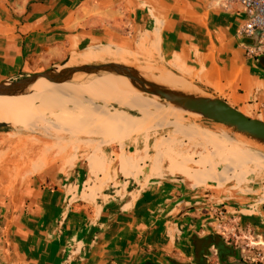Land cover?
Listing matches in <instances>:
<instances>
[{"label":"crops","instance_id":"obj_1","mask_svg":"<svg viewBox=\"0 0 264 264\" xmlns=\"http://www.w3.org/2000/svg\"><path fill=\"white\" fill-rule=\"evenodd\" d=\"M247 21L222 0H0V83L65 62L59 70L144 57L254 117L264 112V71L241 40ZM151 156L150 146L105 148L0 179V264H183L190 239L214 234L222 209L263 230L264 186L237 180L233 202L217 189L237 178L236 165L263 169L264 154L227 158L222 172L177 159L164 169Z\"/></svg>","mask_w":264,"mask_h":264},{"label":"rangeland","instance_id":"obj_2","mask_svg":"<svg viewBox=\"0 0 264 264\" xmlns=\"http://www.w3.org/2000/svg\"><path fill=\"white\" fill-rule=\"evenodd\" d=\"M250 55L252 56L251 61L258 57L253 54ZM141 58L146 59L144 57ZM141 58L125 60L106 58L89 65L116 63L127 66L130 62L133 68L138 70L147 80L207 94L194 86L183 85L172 79L163 71L165 69L156 59L152 60V65L142 61ZM90 84H87V86ZM18 99L19 97H11L7 100V103L16 104ZM90 100L87 97L79 100L75 99L74 101L68 98L58 103L56 109L51 107L43 109V112L46 113L31 123L14 128L11 126L1 128L0 179L14 182L20 175H29L37 172L45 165L66 164L68 159L77 153L91 152L94 154L105 148H116L123 152L136 147L138 150L146 148L147 151L150 146L152 155L151 158H148L150 159V165H153L156 159H160L161 166L164 169H168L172 160L177 159L179 163H186L185 167L190 171H204L213 165L218 172H222L232 166L226 160L227 158L238 159L241 153L248 151L264 154L262 145L261 149H259L260 144L244 136L234 134L226 127L187 113L173 112L169 107L161 104L159 100L145 95H142L143 101L161 107L164 112L172 114L173 118L168 121L154 122L143 132L138 131L122 142L106 140L99 136H71L64 131H57L48 126L49 123L54 121V117L57 114L82 116L85 118L91 117L92 113L98 112L101 116L110 117L109 115H114L123 121V118L126 117L135 118V121L141 120V116L136 112L120 108L114 103H109V101L103 99L96 100L97 102ZM253 116L250 118L264 122V112ZM92 119L96 121L93 117ZM158 127L162 128L159 129ZM99 130L106 134L115 132L114 128L104 124H99ZM201 161L204 162V166L199 165L198 162ZM178 176L182 177L180 174ZM236 177V179L234 178L228 184H224L223 187L217 189L220 191L221 198L230 197L231 202L236 201L235 193H238L239 190H232L231 187L238 185L237 180L243 185L251 186L254 183H258L264 186V168L257 169L254 165L249 167L236 165ZM218 209L222 208L219 206ZM227 212V209H222L214 213L215 219L217 218L221 221L217 224L221 228L214 234L228 242V246L237 253V257L228 259V264H264V234L259 233L249 223L242 224V220L239 221L240 215H234V219L232 215H227ZM262 216L264 219V215ZM225 217L226 220H224ZM211 252L212 255L207 264H220L215 255V250L212 249Z\"/></svg>","mask_w":264,"mask_h":264},{"label":"bare ground","instance_id":"obj_3","mask_svg":"<svg viewBox=\"0 0 264 264\" xmlns=\"http://www.w3.org/2000/svg\"><path fill=\"white\" fill-rule=\"evenodd\" d=\"M129 63L127 66L133 67ZM157 84L189 94L196 93L189 89L176 88L164 83ZM83 97L91 99L90 101L102 99L109 101V103H114L120 108L136 112L141 116V120L135 121V118L126 117L123 118V121L114 115H109L110 117L101 116L98 112L85 118L57 114L54 121L49 123L48 126L57 131H64L71 136H99L106 140L122 142L138 131L143 132L154 122L168 121L173 118L172 114L164 112L161 107L143 101L142 95L132 88L126 78L108 76L98 79L88 86L54 85L47 81H41L32 88L29 95L19 97L16 104L7 103V100L11 97H0V124H6L12 128L19 127L42 117L46 113L43 112V109L47 107L56 109L58 103L68 98L74 101ZM169 109L173 112L185 113L171 107ZM193 116L199 117L197 115ZM99 124L114 128L115 132L108 134L102 132L99 130Z\"/></svg>","mask_w":264,"mask_h":264},{"label":"water","instance_id":"obj_4","mask_svg":"<svg viewBox=\"0 0 264 264\" xmlns=\"http://www.w3.org/2000/svg\"><path fill=\"white\" fill-rule=\"evenodd\" d=\"M244 45L256 48L258 44V33L253 37L241 36ZM253 62L264 71V56L253 59ZM67 62L59 67H54L43 72L35 73L13 82L0 83V97H21L31 93L32 88L41 81H47L54 85L71 84L85 86L98 79L108 76L124 77L139 94L155 98L161 104L185 112L197 115L205 121H210L230 129L234 134L258 143L264 147V122L250 118L225 101L200 92L189 94L178 90H172L159 85L151 80L145 79L141 73L133 67L106 63L100 65H80L63 70ZM7 127L0 124V129ZM214 245L218 246L221 239L217 235ZM145 264H153L146 262ZM171 264H181L172 262Z\"/></svg>","mask_w":264,"mask_h":264},{"label":"built area","instance_id":"obj_5","mask_svg":"<svg viewBox=\"0 0 264 264\" xmlns=\"http://www.w3.org/2000/svg\"><path fill=\"white\" fill-rule=\"evenodd\" d=\"M227 4H238L245 11L248 21L243 29L242 35L253 37L258 33V44L251 48L250 54L264 56V0H222ZM219 224L221 221L217 219ZM217 226L216 230H219Z\"/></svg>","mask_w":264,"mask_h":264},{"label":"flooded vegetation","instance_id":"obj_6","mask_svg":"<svg viewBox=\"0 0 264 264\" xmlns=\"http://www.w3.org/2000/svg\"><path fill=\"white\" fill-rule=\"evenodd\" d=\"M260 56L257 57V59ZM215 234L204 235L201 238L192 237L190 239L191 253L190 257L183 264H207L210 256L212 255L211 250H215V255L217 256L220 264H228L229 258L237 257V253L228 246V242L221 239V243L218 246L214 245ZM158 264H171L169 262H162Z\"/></svg>","mask_w":264,"mask_h":264},{"label":"trees","instance_id":"obj_7","mask_svg":"<svg viewBox=\"0 0 264 264\" xmlns=\"http://www.w3.org/2000/svg\"><path fill=\"white\" fill-rule=\"evenodd\" d=\"M158 128H160V127H158ZM259 233L264 234V229L263 230L260 229Z\"/></svg>","mask_w":264,"mask_h":264}]
</instances>
